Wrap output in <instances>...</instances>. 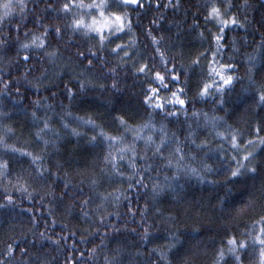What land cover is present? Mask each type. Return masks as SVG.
<instances>
[{
  "label": "trees",
  "instance_id": "1",
  "mask_svg": "<svg viewBox=\"0 0 264 264\" xmlns=\"http://www.w3.org/2000/svg\"><path fill=\"white\" fill-rule=\"evenodd\" d=\"M6 2L8 0H0V14ZM66 2L68 0H24L26 7L22 13L18 0H11L14 10L0 25V40L6 42V47L0 45V136H4L7 145L43 155L42 161L33 164L30 157H22L19 152L13 153L11 148L0 144V161L9 162L8 174L0 175V258L11 243L19 244V248L5 264L20 260L26 264H106V256L113 257L116 264H183L185 259L192 264H236L228 251V238L247 239L242 233L251 230L252 222L264 215V149H257L253 158L260 164L255 175L245 173L231 177L225 170L235 168L236 164L222 155L219 148L223 146L228 156L237 153L216 133L226 132V125H231L243 131L244 139H250V129L264 117V107L257 106L251 94L243 91L248 87L250 56L256 57L259 70L253 74L254 78L264 81L261 68L264 63V27L261 26L264 0H230L231 10L224 15L225 19L235 15L243 27L227 26L223 41L227 50L223 57L217 56L221 63L236 65V75L241 78L232 86L233 90L225 94L223 105L217 103L220 95L204 98L195 95L201 69H207V61L215 48L211 34L219 31L215 20L212 23L205 20L213 0H139V4L109 8L106 13L126 14V27L123 32L109 37L103 47L98 34L86 35L84 30L73 33L68 27L73 18L81 16L87 23L94 13L90 11L95 10L73 8L65 16L57 10ZM83 2L89 4L92 0ZM215 2L224 12L220 0ZM127 20L131 21V28L127 27ZM47 25L52 27L47 28ZM58 26L62 28L60 35L55 32ZM33 36L38 37L35 44L30 43ZM41 39L46 41L47 47L38 46ZM21 44H28V48L21 49ZM117 44L127 47L113 53ZM54 49L58 55L49 58L46 53ZM157 49L164 53L163 58ZM89 50L97 52L104 60L102 66L100 59H96L88 68L87 59L76 56L77 51H83L91 58ZM125 51L130 54L122 59ZM205 52L200 57V66L192 69L195 75L187 83H183L186 80L183 75L180 76L182 83L172 84L168 89L152 82L151 74L156 71L163 73L165 67L175 65L181 72L191 65L198 53ZM25 54L31 57L28 61L23 59ZM143 63L148 64L151 74L134 71ZM113 68L115 72L110 71ZM45 69L47 80L39 81L43 87L37 89L33 85L38 82L39 72ZM78 76L90 81L84 91L80 90ZM113 81L117 83L115 89ZM6 82L10 85L7 88ZM150 83L161 87L160 95L165 98H170L177 86L184 87L185 96L181 98L189 101L184 106L187 116L179 111L178 104L169 103L164 112L146 108L142 101ZM66 86L77 93L75 100L67 97ZM17 88L21 89L20 95L16 94ZM52 92L56 93L54 98L50 96ZM40 97H48L37 111L38 117H50L51 130L44 134V139L50 141L48 145L35 137L36 129L43 126L30 115L36 109L29 107L28 114L23 110ZM172 111H179V115L166 118L165 112ZM68 112L72 115L65 119L71 127L65 128L60 117ZM149 112L157 131H145L144 135L152 134L159 143L158 130L163 124L169 136L175 134L182 141L185 163L199 169L200 176L183 172L174 176L175 167L159 157L155 161H138L141 166L154 165L151 170L145 169L147 188L128 189V184L134 181L127 178L130 170L126 162L121 165L123 178L111 175V166L106 167L103 160L107 145L100 147L97 141L94 146L90 137L97 135L101 128L117 135L124 128L116 117L124 116L129 125H138L149 119ZM89 115L101 128L93 129L76 119L79 116L87 120ZM214 116L224 117V122L213 127L210 118ZM6 128L12 132L7 133ZM71 128H76L80 134L73 135ZM240 143L243 144V140ZM137 144L143 151L144 144L141 141ZM173 147H176L175 142L165 149L166 157ZM205 164L210 168H203ZM38 167L44 169L42 178L37 174ZM17 177H20L19 185L15 183ZM154 183L163 185V191L154 193ZM99 194L106 198L102 200ZM8 195L13 196L14 203L6 202ZM116 196L118 202L114 199ZM222 197L225 203H221ZM84 199L89 203L81 204ZM249 200L252 204L238 214L236 209ZM145 228L148 229L147 239L142 238ZM259 228L257 224L253 235ZM170 232L178 239L173 240ZM251 243L249 241L250 246L241 253L243 264H259V246L253 249ZM170 244L175 247L169 248ZM22 248L28 250L25 257L21 256ZM221 250L223 257L218 255ZM161 252L165 255L161 256Z\"/></svg>",
  "mask_w": 264,
  "mask_h": 264
},
{
  "label": "snow or ice",
  "instance_id": "2",
  "mask_svg": "<svg viewBox=\"0 0 264 264\" xmlns=\"http://www.w3.org/2000/svg\"><path fill=\"white\" fill-rule=\"evenodd\" d=\"M139 4V0H112L110 3L109 0H92V3L85 4L83 0H68V2L63 3L60 9H58V12H63L65 16L71 12L73 8H79V9H87V10H95L98 12V17L93 16L91 23H85L84 17L81 16L80 18H73L71 23L68 25V27L71 28L72 32H78L80 30H84L85 34L88 33H96L99 36V42L101 44V47H103L105 41L109 39V37H114L115 33H121L123 32L124 28L126 27L125 20L127 19L125 13H118L117 11H112L106 15V11L109 8L116 7L120 8L122 5L127 4ZM220 3L222 7L224 8V12L221 11V6H218L215 0H213L212 6L208 10V14L205 17V20L208 23H212L213 20L216 21V25L219 29L218 33L211 34V42H214L215 48L211 52V59L207 61V69H201V73L199 78L196 81V88L197 91L195 95L199 96L200 98L207 97L209 95H220L221 99L217 101L218 104L223 105L226 101L224 99V96L226 93L233 90L232 86L237 83L241 78L236 75V72L238 71L236 65L234 64H226L221 63L217 56L223 57V52H225L227 49L224 46V34L227 26L231 25H240L243 27V25L240 24V21L236 18L235 15H233L230 19H225L224 15L227 11L231 10V3L230 0L228 2H225V0H220ZM18 5L23 13V10L25 9L26 5L24 3V0H18ZM143 6L142 4L140 5ZM167 6V5H166ZM4 11L2 14H0V25H2L3 21L7 18H9L10 13L13 12L15 5L11 3V0H8V2L4 3L2 5ZM48 8H52V5H48ZM264 27V24L261 25ZM17 28L20 27V24L16 25ZM47 28H51V25H47ZM127 27L131 28V21L127 20ZM105 29H108V35H105ZM114 29V31H113ZM55 32L57 35H60L62 32L61 27H56ZM203 35V33H201ZM264 35V34H262ZM38 37L33 36V39L30 43L35 44ZM155 37H153V41H155ZM0 45H3L6 47V42L0 40ZM40 48L47 47L46 41L41 39L39 40ZM127 47V45H121L117 44L115 48L112 49V52L115 53L117 50H122V48ZM21 49L28 48V44H21ZM91 52V58H88L86 56V53L83 51H77L76 56L81 59H87V65L86 67L91 68L94 64V61L96 59H100L97 52ZM157 52L159 53L160 57H164V53L160 52L159 49H157ZM207 52V50H206ZM205 53H198L197 58L191 62V65H189L188 68H184L183 71L178 72L176 69V66L173 65L171 68L165 67V71L162 73L160 71H156L154 74L150 73V69L147 63L141 64L138 68H136L134 71L137 73H149L151 74L152 82L156 83L159 86H163L164 89H168L171 87L172 84L179 85L181 82L180 76H185L186 80L183 83H187L191 80V77L195 75L194 71L192 69L194 67L200 66V57L205 55ZM129 52L125 51L123 52L122 59H127L129 56ZM46 55L49 58L54 59L58 53L54 49L52 52L46 53ZM31 57L28 54H25L23 57L24 61H28ZM256 57L250 56L248 58V69H247V78H248V87L243 89L244 92L250 93L251 96L254 98V103L259 107H264V81L258 82L254 78V73L259 71L256 68ZM104 64V60L100 59V66ZM261 68L264 69V63L261 64ZM110 71L115 72V68L110 69ZM27 72V70H26ZM170 74V75H169ZM83 75V73H81ZM25 80H27V76L24 77ZM77 82L80 85V90L84 91L87 89L88 83L90 81L81 80L79 79V76L76 78ZM47 80V69L40 71L39 76L37 77V83L33 86L37 89L43 87V85L39 81H46ZM167 81V82H166ZM29 84H31V81H28ZM10 85L6 82L5 88L9 87ZM52 86H55L54 84ZM117 86L116 81H113L112 87L115 89ZM153 87L152 84H148L146 87L147 94L143 96L142 103L146 108L151 109H158L161 112H164L166 109V106L171 103L173 105H180L179 111H184L185 115L187 116V112L185 109V105L189 102L187 99L181 98L185 96V88L177 86L175 91H172L170 98H165L160 95L161 87ZM101 88H103V85H100ZM21 89H16V94L20 95ZM65 93L70 101L75 100L77 93L70 87H65ZM50 96L53 98L56 96L55 92L50 93ZM48 97H40L35 100H32L28 106H26L23 110L26 114H28V108L32 107L35 108V111H32L30 113L32 119L36 123L42 122V127L37 128L35 131V137L38 141H43L45 145H48L50 143L49 140L44 139V134L46 131L51 130L50 125V117H38L37 111H39L41 106H44V101H46ZM21 102H23V97H21ZM47 107H51V105H48ZM179 111H172V112H165V117H177L179 115ZM194 115H199L198 112H194ZM72 113L68 112L65 113L60 117L61 121L63 122V126L65 128H70L71 126L67 123L65 117L71 116ZM205 120L207 121L209 118L207 117V114L205 113ZM6 116V114H5ZM149 119L143 123H140L138 125H129L128 121L124 118V116H118L116 119L119 120L120 126L124 128V131L117 134L112 135L110 133H106L100 125L96 123L95 120L91 118V115H89V118L87 120L84 119V117H76V119L87 125H91L93 129L101 128L100 132L97 135H93L90 137V142L95 146L97 141H99V146L104 147L107 145V151L104 153L103 160L105 163V166L108 165L111 166V175L123 178L125 176V173L121 171V165L127 163V167L130 170V175L127 177L130 181H134L133 183L128 184V189L132 188H139L141 186L147 188V185L144 183L146 172L145 169L151 170L153 168V163H144L143 166H141L138 161L147 162L149 160L155 161L157 157H159L160 160L164 161L168 165H172L175 167L176 171L173 173V175H178L181 172L187 174L191 173L196 176H200V170L191 167L190 165L185 163V154L184 150L181 147L182 141L179 139L178 136L173 134L172 136H169L165 126L163 124L160 125L159 133H160V140L159 143L156 142L154 136L152 134L144 135L145 131L150 132H156V124L152 122L151 116L152 113H148ZM213 124V127H216L218 123L224 122V117H211L210 118ZM227 131L226 132H220L217 131V136H220L223 138L225 143L230 144L232 151L237 153L236 155L228 156L223 149V146H220L219 151L222 155L226 156L227 159L234 161L236 164L235 168L226 169L225 171L228 172V174L231 177H239L241 175H244L245 173L255 175L257 173L258 168L260 167V164L258 162L254 161V157L257 155V149H264V135H261V132H264V117H261V119L256 123L255 127L253 129H250V135L252 138L250 139H244V133L240 128H234L231 125H226ZM7 133H11L12 129L6 128ZM71 133L73 135H79L80 133L76 128H71ZM129 134H131V140L129 141ZM191 135V133H189ZM243 140V144L240 143V141ZM137 141H141L144 144L143 151L140 150L139 145L137 144ZM173 142H175L176 147L171 148L169 151L168 156H165V149L171 145ZM202 143H207V141H202ZM0 144H2L5 148H11L13 153L19 152L22 157H30L31 163L36 164L39 161L43 160V155H34L32 152H28L25 149L22 148H15L14 146L7 145L4 140V136H0ZM116 145H120V147H117ZM247 149H251V151H248ZM243 153V155H239V153ZM151 153V155H149ZM162 166V165H161ZM8 168H9V162L7 161H0V175H7L8 174ZM203 168H210V165H203ZM44 169L41 167L37 168V174L40 178L43 176ZM157 175H159V171L157 170ZM168 179L167 177L165 178ZM15 183L17 185L20 184V177L16 178ZM93 185L95 186L96 181H92ZM70 185H66V187H69ZM20 187H24L23 185H20ZM153 191L159 192L163 191L164 186L160 184L154 183L152 185ZM26 190V188L24 189ZM117 190H113V193H115ZM62 195H67L66 193H62ZM99 198L102 200L105 199L104 194H99ZM116 202L119 201V197H114ZM5 200L7 203H14V199L12 195H8L5 197ZM226 199L225 197L221 198V203H225ZM81 204H87L89 203L88 199H84L80 201ZM252 204V201L249 200L247 203H245L243 206L236 209V212L239 214L247 207H249ZM147 207V205L145 206ZM129 210H131L130 203H129ZM87 215V213H85ZM119 215V213H117ZM171 218V216L169 217ZM101 219L103 220L104 217L102 216ZM260 225L259 231L255 232V235H253V231L255 230L256 225ZM134 231V230H133ZM170 235L173 237V240H177L176 234L174 232H170ZM242 235L246 236L247 239L238 240L235 236H232L228 238V251L233 255L236 264H243L244 257L241 255L244 251L248 249L250 246L249 241H251V247L253 249L256 248V246H259V264H264V215H260L257 220H254L252 222V229L247 230ZM143 239L148 238V229L145 228ZM103 243V242H102ZM175 244H170L169 248H174ZM19 248V244H8L6 250L2 253V257L0 258V264H5V260H12V258L15 256L16 249ZM93 251V250H90ZM21 256L25 257L28 254L27 248L20 249ZM165 253L161 252V256H164ZM218 255L220 257H223L224 251L221 250ZM106 264H116L115 259L113 257H105ZM15 264H26L25 261L20 260L16 261ZM183 264H192L191 260L185 259Z\"/></svg>",
  "mask_w": 264,
  "mask_h": 264
},
{
  "label": "rangeland",
  "instance_id": "3",
  "mask_svg": "<svg viewBox=\"0 0 264 264\" xmlns=\"http://www.w3.org/2000/svg\"><path fill=\"white\" fill-rule=\"evenodd\" d=\"M91 13L92 12H94L91 16H90V19H89V21L87 22V23H91V21H92V17L93 16H96V17H98V12H96V11H90ZM108 13H106V15H107ZM125 24H126V20H125ZM113 31H114V29H113ZM105 33H108V29H105Z\"/></svg>",
  "mask_w": 264,
  "mask_h": 264
}]
</instances>
